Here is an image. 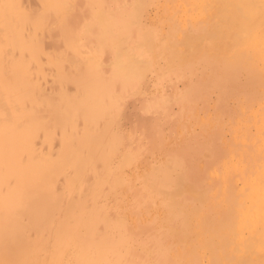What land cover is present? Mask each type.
I'll return each mask as SVG.
<instances>
[{
    "label": "rangeland",
    "instance_id": "374dc122",
    "mask_svg": "<svg viewBox=\"0 0 264 264\" xmlns=\"http://www.w3.org/2000/svg\"><path fill=\"white\" fill-rule=\"evenodd\" d=\"M210 1L73 0L72 2V0H60L59 3L62 7H60V16L58 15L56 18L55 28L39 31L40 35L37 37L39 40L36 38L38 40L36 45L34 38L33 40L32 38L26 39L24 41L26 44L22 43L23 46L31 45L34 47L33 50L37 48L36 52L39 51L38 53L48 62L43 61L41 64L33 65L36 66L33 75L43 80L34 79L35 83L29 87L30 89L22 88L20 80L17 79L20 83L15 80L16 76L13 77L15 79L12 78L17 84L15 86H17L18 92L16 95L13 91L11 92L14 94L13 98H17L19 106L15 102L11 103L10 108L6 103L0 106V120L5 118L10 122H0V134L3 131H6V134L18 132L21 134V130H24L22 135L27 136L26 145L23 144L25 140L16 142V157L13 158L21 168H24L20 169L21 172L18 176L15 172L12 178L8 179V174H5L6 169L0 162V264H204V262L223 264L225 261H229L228 264H237V259H239L237 256H240V253L244 256L243 261H245L246 255L250 256L245 261L250 260L249 264H254L252 260L255 261V264L264 263V260H261L264 259L262 252L264 247L260 245L264 238L261 240L259 238V241H263L258 245L254 242L256 239L253 235L257 234L258 236L259 231V234L264 233V231L261 232L262 229L258 230L261 227L259 226L261 224L258 223L260 220L254 221L261 217L259 214L264 213V208L256 207L254 194L252 195L264 183V92L262 93L264 90V56H261L263 54L262 48H264V36L258 31L263 29L264 25L261 28L262 25H259L261 22L257 24V27L258 25L261 26L260 29H257V34L259 33L257 35L251 33L253 27L248 23L251 31L248 29L246 36L250 32L255 36L257 35V37L254 36L256 42H262L256 43V46L252 42L254 37L250 39L249 34L250 40L245 37V41L248 40L249 43H252V45L249 44L251 45L250 48L246 42V44L243 43L244 38L241 41L239 34L235 32H239V28L236 30L235 28L240 27L241 23L237 27L234 25L239 24L236 22L242 20H236L233 16L236 22L234 21L235 24L231 25L234 28L229 25L234 20L230 18L232 17L231 11L233 12L235 9L232 6L234 3L231 2L230 4L228 0L229 4L226 3V5H231L232 10L224 8L227 7L226 5L220 6V11L224 12L225 9L230 11L229 18L223 16L225 12L224 14L221 12V16L220 11L215 6L213 11L215 9L217 12L219 11L220 16L215 13L217 16L213 15L215 18L211 17V19L207 15L213 8H209ZM59 3L56 2L57 8ZM48 5L50 7L56 6L50 0H47L46 6ZM219 5L222 4H218V8ZM37 8L33 10L34 14L42 12L45 6L42 5V8ZM72 8L73 10H71ZM261 9H259V15ZM0 11L3 12L4 9H0ZM238 13L242 14L240 16L242 19L243 13L248 15L245 12L239 11ZM229 14L227 13V15ZM253 15L256 16L254 13L251 14L250 22H252ZM259 15L257 16L259 17ZM1 16L5 17V14L0 13V25H4L0 26V52H2L0 53V69L2 70L0 85L2 87L7 79H11L12 70L17 72L16 66H20L24 61L27 63V61L19 59L21 54L16 55V51L10 47L11 42L8 44L10 32L4 28L6 27V23H4L6 20ZM217 17H222V19ZM223 17L226 20H223L225 19ZM237 17L240 19L239 16ZM244 17L243 23L244 21L247 22L248 19V17ZM216 18L222 21L217 20L216 22ZM227 19H230L231 22ZM208 21L212 24L216 22V25L210 26L212 24ZM223 21H227L229 28L235 30V36L237 34V38L241 42H238L239 45L234 42L236 37L233 41L231 38L230 41L234 43L230 42L232 45L228 42V36L225 35L226 39L223 37L222 30L219 28L220 26L221 28L223 26L228 27ZM219 22H223L224 25ZM228 22L230 23L228 24ZM254 22L256 21L254 20ZM218 24H220L219 27ZM253 24L255 26L256 23ZM205 26H208L207 28H210L211 31L216 26V30H214L217 33L221 30L219 33H222L223 38L220 36L219 38L217 34L213 35L215 31L209 30L213 38L217 35L216 39L218 40L211 39V35L204 32ZM226 27L223 29L226 30ZM245 27L243 26V28ZM72 28H75L77 33H74L75 30L72 31ZM229 28L227 30L230 31ZM30 31L29 35L32 33V30ZM243 31L245 33L244 29ZM196 32H203V36L207 34L213 44L209 43L208 40L210 39L207 38V35L203 39L201 33L197 34ZM60 33L61 35L65 33L63 38ZM191 35L194 36L195 41H189ZM198 35L200 36L198 37ZM176 36L180 37L177 38ZM259 36L263 41L258 39ZM187 37L189 40L185 42L183 39H188ZM4 39L6 41H3ZM220 41L224 42L222 46L225 44V47L226 45L231 47L227 46L230 49H228L227 54L225 50H221L225 51V54L223 52L220 54V50L217 51L220 48H214L216 43ZM200 42H202L201 44L206 43V46L205 44L202 45L203 47L200 46ZM184 43L185 45L187 43L188 46H185ZM207 45L209 46L207 47ZM244 46L246 49L243 48L242 51L243 53L248 52L247 56L241 51L240 60H238L239 58L235 60L233 57ZM45 47L50 48L45 50ZM188 47L189 50L190 48L192 50L186 55V52L189 51ZM194 47L197 49L196 52L193 51ZM238 47L239 49H237ZM254 47H258V49ZM235 48L238 50H236L237 52H235ZM53 49L57 50V53L60 52V58L49 55L50 59H46L47 54H51ZM64 51L66 52L64 53ZM181 52L186 58L180 54ZM214 52L217 54L214 55ZM255 53L256 55L257 53L261 54L260 58ZM11 54L16 56H11ZM84 55L85 57H83ZM217 55L221 56L219 58L221 61H218L220 64L217 62L219 60ZM236 56L238 57V54ZM195 57H197L196 60H190L195 59ZM227 57H231L229 58L231 60L224 59ZM186 59L190 62L188 63ZM246 59L251 61L253 59V62L246 61ZM78 60H81L82 64L78 63ZM232 60H235L234 64ZM50 62L51 64H48ZM72 63L73 65H71ZM49 66L52 70H49ZM195 66L196 68H194ZM258 68L259 71H257ZM43 70H46L45 73ZM53 72L57 79L54 78ZM20 73L23 72L20 71ZM20 73L18 76H21ZM46 75H51L49 78L54 79V87H51L52 80H48ZM63 81L68 84L66 88H63L66 85ZM82 81L87 83V93L84 91L85 88L81 86ZM221 85L222 93L225 96L218 92ZM11 86L12 80L6 83L1 92H9ZM57 86H60L62 90H58ZM55 88L57 93L60 91V95L52 90ZM186 88H190V90ZM38 91L42 93L38 95ZM67 92L68 95H66ZM69 93L72 94L69 95ZM47 94L48 96H46ZM62 95L65 97L62 98ZM69 97L70 99H84L78 103L80 99L70 101ZM212 101L213 103L216 101V103L211 105ZM40 102L42 105L46 104L42 106ZM47 102L50 104H48L49 107ZM26 103H31V106L25 107ZM67 104L68 106H66ZM35 106L37 107L35 108ZM12 109L17 110V112L12 114L9 112ZM208 111L210 113H207ZM217 112L218 114H216ZM52 114L55 118L51 116ZM58 116L61 118L60 122H48L49 118V121H55ZM199 117L202 118V120L200 119L201 124ZM12 120L15 122L14 124ZM46 126L47 128H45ZM256 126L261 128L258 129ZM25 127L31 128L25 129ZM40 135L41 138H38L37 142L35 138L40 137ZM29 144L30 146H27ZM83 147L86 148V151ZM180 150L184 152H182L183 156L178 154ZM230 156L231 158H229ZM212 168L214 169L212 170ZM207 172L208 174L216 172V175L210 174L209 176L212 177L208 179L205 178L208 177ZM28 176H30V181H25ZM251 180L254 185L250 182ZM191 183L199 186L195 187ZM191 189L193 193H191ZM194 189L199 193L194 195ZM215 199L217 200L215 201ZM38 200L39 203H37ZM236 202L239 205H236ZM255 208H258L257 212H254L257 218L254 215L255 219H253L252 212ZM10 213L12 214L11 218H9ZM262 216L264 215L262 214ZM217 218L220 221L223 220L225 225L222 222L221 224ZM251 218L253 221L249 220ZM262 218L260 219L263 223L264 219ZM235 221L241 222L235 223ZM202 222H205V225L202 226ZM230 222L240 225L239 228L246 224L253 226L249 225L250 228L246 225L248 229L244 228V230L243 227L239 229L236 226L234 229L235 224L232 225ZM257 223L259 227L256 226ZM208 226L210 231H208L209 228L207 229ZM223 226L226 229L222 228ZM254 227L258 232L254 229L255 233H252ZM237 229L241 230L242 236L240 233L237 236L233 235V232L235 235L238 233L236 232ZM170 231L174 233L172 234ZM203 231L205 233H202ZM211 231H215L213 234L215 236L212 235ZM229 233L230 235H228ZM198 234L200 235L198 236ZM238 235L242 238L240 239ZM233 236L239 238L240 243L237 240L234 241L236 238L234 239ZM246 237L250 244L246 242ZM199 239L201 240L199 241ZM251 241L254 243L252 244ZM235 243L237 248L233 247ZM204 245L206 248L203 247ZM214 246L218 247V251ZM234 249H237L239 253L236 252L235 255ZM256 250L258 251L257 254L252 252ZM220 251L221 255L225 252L224 260L221 258ZM251 253L255 255L252 256ZM242 255L239 262L243 258ZM255 256L260 257V259ZM252 257L256 260H251ZM243 261L238 264H244ZM227 262L225 263L227 264Z\"/></svg>",
    "mask_w": 264,
    "mask_h": 264
},
{
    "label": "bare ground",
    "instance_id": "6f19581e",
    "mask_svg": "<svg viewBox=\"0 0 264 264\" xmlns=\"http://www.w3.org/2000/svg\"><path fill=\"white\" fill-rule=\"evenodd\" d=\"M50 1H52L56 6L55 7H50L49 5V7L48 6H46L47 5V0H0V9H4V11L3 12H1L0 11V13H4L5 14V17H3V16H1V18L3 17L5 20H6V22H4V23H6V27H4V28H6L7 29V31H9L10 32V35H9V38H10V41L8 42V44L10 43L11 44V49H13L14 51H16V55L18 54H21V55H19V59H22V60H26L27 61V63L24 61L20 66H16V70H18L19 71V73H20V71L21 72H23V73H20V75L21 76H18L19 75V73H18V71L16 72V71H14V70H12L13 71V73H11L10 74V80H12V86L10 87V89H9V92H5V91H3V92H1V89L3 88L4 89V87H5V85H6V83L8 82V81H10V80H6L4 83H3V85H2V87H1V85H0V102H1V105L0 106H2L4 103H6V104H8V106H9V108H10V106H11V103H13V102H15L16 104H18V106H19V102H18V100H17V98L15 97V98H13L14 97V94L16 95V92H18V89L16 88L17 86H15V85H17V84H15V81L13 80V79H15V78H13V77H17L15 80L17 81V79H19L20 80V82H21V85L20 86H22V88H24V89H28L31 85H34V83H35V81H34V79H36V78H38L36 75H33V72H35V68H36V66L34 67L33 65H36V64H41V62L43 63V61L45 62V61H47L48 62V60H45L41 55H40V53H38V52H36V49L35 50H33L34 49V47H31V45L30 46H28V44L24 47L23 46V44L22 43H24V44H26L24 41H26V39H28V38H32V40H33V38L35 39V45L37 44V41L39 40L37 37L40 35L39 33V31H41V30H46V29H52L54 26H55V22H56V18H58L57 16L59 15L60 16V7H62L61 6V4L59 3L60 2V0H50ZM63 1V0H62ZM66 1V0H65ZM199 1V0H198ZM201 1V0H200ZM206 1V0H205ZM212 1H214L213 2V4H211L212 3ZM218 1V2H217ZM229 1V3L231 4V2H233L234 4H232V6H233V9L235 10V12H234V10H233V12L231 11V13L233 14H231V16L232 17H230L231 18V20H232V18L234 19V17H235V19L236 20H245L244 18V16H246V17H248V19H247V22L246 21H244V23L242 22V21H239V22H236L235 21V19L231 22V20L230 19H227V21H229L230 20V22H228V24L229 25H231V24H235V23H233L234 21L236 22V23H239V24H236V25H234L235 27H237V25H240V23H241V26H242V23H243V26L245 27V26H248L249 24L248 23H250L251 24V27H253L252 28V30L253 31H251V27L250 26H248L246 29L245 28H243V26H242V28L245 30V33H243L244 31H243V29L241 28V26L240 27H237V28H235V30L236 29H238L239 28V32L238 31H235V30H232L231 29V27H233V25H231V27L229 28V25H227V21H223L224 22V24H226L228 27H226V26H223L222 28H221V26H220V24H223V22H219L220 24H218V27L220 26V28L219 29H221L222 30V35H223V37H225V35L226 36H228L227 37V39L229 40H227L229 43L230 42H232L233 41V39L236 37H238V35L237 34H239V37H240V40L241 41H243V43L244 44H246V45H249V44H251L252 45V43L250 42H248V40H250V39H253V37L255 36L254 34H251L252 32L253 33H256L257 34V32L259 31L260 33H261V35L262 36H264V33H263V31H264V28H263V25L264 24H262V22H264V0H236V1H230V0H228ZM228 1L227 0H221L220 2H219V0H211L210 1V6H209V8L210 7H213L212 8V10L210 9V11L213 13V14H210V13H208L207 15L211 18H213L214 16H217V15H219L221 12H223V11H220L221 10V7L220 6H222V7H224L225 5H226V3H228ZM251 1H253L252 3H251ZM56 2L57 3H59L60 5L58 6V8H57V4H56ZM72 2H73V0H72ZM111 2H113V1H111ZM223 2V3H222ZM255 2V3H254ZM62 3V2H61ZM63 3H65V2H63ZM178 3V2H177ZM192 3V2H191ZM206 3V2H205ZM215 3V4H214ZM222 4V5H219V8H218V4ZM228 3V4H229ZM254 3V4H253ZM262 3V4H261ZM52 4V3H51ZM70 4V3H69ZM88 4V3H87ZM202 4V3H201ZM208 4V5H209ZM252 4H253V6H252ZM258 4V5H257ZM42 5H43V7L45 6V9L42 11V12H38V14H34L33 13V10L35 9V8H37V7H40V8H42ZM63 5V7H65L64 6V4H62ZM68 5V4H67ZM198 5V4H197ZM200 5V4H199ZM214 5V6H213ZM224 5V6H223ZM234 5H235V7H234ZM255 5V6H254ZM107 6V5H106ZM216 6V9L217 10H219L220 11V13H218L217 11H216V9L213 11V9H214V7ZM227 7H224V8H226V9H231V5H226ZM258 6H260V7H258ZM262 6V7H261ZM68 7H70V6H68ZM76 7V6H75ZM251 7V8H250ZM252 7H254V8H252ZM66 8H67V6H66ZM183 8V7H182ZM198 8V7H197ZM223 8V9H224ZM262 8V9H261ZM38 9V8H37ZM63 9V8H62ZM225 9V10H226ZM240 12H247V11H249L251 14H256V16L257 15H259V13H260V11H259V9H261V16L259 15V17L257 16H255V15H253V18H251V20H252V22L253 23H256L255 24V26H254V24L252 23V22H250V20H249V17H250V13L248 12V13H246V14H248V15H245L244 13H243V19L240 17L242 14L241 13H238L239 11ZM250 9H251V11H250ZM27 10V11H26ZM71 10H73V8L71 9ZM182 10V9H181ZM224 10V12H225V14H224V12H223V16H228L227 18H229V16H230V14H229V10H226L225 11ZM232 10V9H231ZM32 11V12H31ZM65 11H66V9H65ZM105 11V10H104ZM237 11V12H236ZM258 11V12H257ZM63 12V11H62ZM198 12V11H197ZM217 15H216V14ZM227 13L229 14V15H227ZM238 15H237V14ZM258 13V14H257ZM67 14V13H66ZM210 14V15H209ZM235 14V15H234ZM240 14V15H239ZM77 15H78V13H77ZM206 15V16H207ZM214 15V16H213ZM221 16H222V13L220 14ZM219 15V16H220ZM239 16L240 17V19H238V17L237 16ZM62 16V15H61ZM89 16V15H88ZM184 16V15H183ZM203 16V15H202ZM201 16V17H202ZM207 16V17H208ZM234 16V17H233ZM64 17V16H63ZM195 18H196V15L194 16ZM208 17V18H209ZM237 17V18H236ZM252 17V16H251ZM257 18V20H256V18ZM79 18H81V17H79ZM182 18H184V17H182ZM181 18V19H182ZM206 18V17H205ZM211 18V19H212ZM215 18V17H214ZM217 18H221L222 19V17H217ZM216 18V22H217V20H219V19H217ZM223 18H225V17H223ZM263 18V19H262ZM207 19V18H206ZM219 20V21H222V20ZM260 21H259V20ZM64 20V19H63ZM200 20V19H199ZM210 20V19H209ZM223 20H226V18L225 19H223ZM254 20L256 21V22H254ZM263 20V21H262ZM4 21V20H3ZM90 21H92V20H90ZM207 21V20H206ZM211 21V20H210ZM210 21H208L209 23H210ZM215 21V20H214ZM249 21V22H248ZM49 22V24H47ZM192 22H194L193 20H192ZM213 22V21H212ZM216 22L215 23H210V24H212V25H210V26H213V25H216ZM259 22H261L259 25H262V27L261 26H259L258 25V27H257V24L259 23ZM1 23H3V22H1ZM3 23V24H4ZM65 23V22H64ZM73 23V22H72ZM181 23H182V20H181ZM207 23V22H206ZM245 23H247L246 25H245ZM82 24V23H81ZM92 24V23H91ZM223 24V25H224ZM57 25V24H56ZM77 26H78V24H76ZM88 25V24H87ZM253 25V26H252ZM1 27L2 26H4V25H0ZM71 27L73 26V25H70ZM76 26V27H77ZM94 26V25H93ZM208 26H209V24H208ZM207 26V27H208ZM199 27V26H198ZM204 27V26H203ZM206 27V26H205ZM205 28L204 30V32L205 33H207L208 35H211L210 36V38L212 39L213 38V35H215V34H217L218 35V37L220 36V37H222V35L219 33V32H221V30L220 31H218L219 29L217 28V31H218V33L215 31L216 30V26H215V30L213 29V31H215V33L212 35L211 33H210V28L208 29V28ZM224 27H226L227 29L229 28V29H231L230 31L229 30H225V29H223ZM254 27H256L255 28V30H256V32H254L255 30H254ZM260 27L261 28H263V29H261V30H258L257 31V29H260ZM55 28V27H54ZM65 28V27H64ZM94 28V27H93ZM213 28V27H212ZM211 28V29H212ZM234 28V27H233ZM1 29V28H0ZM68 29V28H67ZM206 29H208V30H206ZM248 29H250V31H251V33L249 32V34H250V39H249V34H248V36H246L247 35V33H248ZM30 30H32V33H31V35H29V33L31 32ZM72 31L73 30H75V31H73L74 33L76 32V29L75 28H72L71 29ZM92 30H95V29H92ZM193 30V29H192ZM210 30V31H209ZM4 31H5V29H4ZM186 31V30H185ZM213 31H211V32H213ZM225 33H224V32ZM237 33L236 34V36H235V32ZM247 31V32H246ZM39 32V33H38ZM52 32H53V30H52ZM73 32H72V34H73ZM92 32V31H91ZM234 32V33H233ZM3 33H6V32H3ZM77 33V32H76ZM79 33V32H78ZM95 33V32H94ZM193 33V32H192ZM197 33V32H196ZM195 33V34H196ZM201 33V32H200ZM200 33H197V34H200ZM210 33V34H209ZM263 33V34H262ZM7 34V33H6ZM9 34V33H8ZM38 34V35H37ZM45 34V32L43 33V35ZM51 34V33H50ZM64 34L65 33H63L62 35H61V33H60V35H61V37L63 38L64 37ZM180 34V33H179ZM184 34V33H183ZM203 32L201 33V35L203 36ZM207 34H205L204 36H206ZM241 34V35H240ZM259 34V33H258ZM257 34V35H258ZM42 35V36H43ZM84 35V34H83ZM96 35V34H95ZM178 35V34H177ZM193 35V34H192ZM191 35V36H192ZM208 35H207V38H209L208 37ZM216 35V36H217ZM232 35V36H231ZM233 35H234V37H233ZM244 35V36H243ZM257 35L255 36V37H257ZM260 35V36H261ZM68 36V35H67ZM76 36V35H75ZM74 36V37H75ZM92 36V35H91ZM180 36H182V35H180ZM179 36V37H180ZM187 36V35H186ZM190 36V35H189ZM188 36V37H189ZM197 36V35H196ZM200 35H198V37H199ZM203 36V37H204ZM215 36V38H213V39H215L216 41L218 40V39H216L217 37ZM260 36H259V40H262L263 41V39H260ZM262 36H261V38H262ZM3 37V36H2ZM79 37V36H78ZM78 37H76V38H78ZM177 37V36H176ZM179 37H177V38H179ZM187 37V38H188ZM193 37L194 36H192L191 37V39L189 40V38L188 39H183V40H185V42H187V40H189V41H195L194 39H193ZM197 37V38H198ZM219 37V38H220ZM222 37V38H223ZM230 37V38H229ZM242 37V38H241ZM245 37L246 38H248V40L247 41H245L246 39H245ZM255 37H254V39H253V43L257 46V44L256 43H258V42H256L257 40H255ZM36 38L38 39V40H36ZM53 38H54V36H53ZM56 38V37H55ZM82 38V37H81ZM175 38V37H174ZM182 38V37H181ZM196 38V40L198 41V39ZM202 38V37H201ZM206 38V39H207ZM209 38V39H210ZM231 38H232V41H230L231 40ZM236 38L234 39L235 41V43L237 44V45H239V43L238 42H240L239 41V39L237 38V40H236ZM244 38V39H243ZM40 39H42V38H40ZM43 39H45V38H43ZM71 39V38H70ZM203 39H205V37L203 38ZM208 40L209 41V43H211L212 42V40ZM225 39H226V37H225ZM243 39V40H242ZM257 39V38H256ZM31 40V39H30ZM55 40H57V38L55 39ZM95 40V39H94ZM175 40V39H174ZM215 40H213L214 42H215ZM254 40H255V42H254ZM3 41H6L5 39L3 40ZM8 41V40H7ZM67 41V40H66ZM82 41V40H81ZM181 41V40H180ZM189 41H188V43H189ZM211 41V42H210ZM30 42V41H29ZM52 42V41H51ZM72 42V41H71ZM70 42V43H71ZM78 42V41H77ZM84 42V41H83ZM178 42V41H177ZM206 43H207V41H205ZM246 42V43H245ZM2 43H4V42H2ZM41 43H43V42H41ZM40 43V44H41ZM49 43H50V41H49ZM82 43V42H81ZM174 43V42H173ZM179 43V42H178ZM182 43V42H181ZM202 42H200L199 44H200V46H204V44H205V46H206V43H204V44H201ZM219 43V45H217ZM220 43H221V45H220ZM222 43H224V42H217L216 43V45L214 46V48H220V49H217V51H219L220 50V54L223 52V51H221V50H225L226 51V54H227V51H229L230 49L229 48H231L229 45H226V47H225V44H223V46L225 47H223L222 46ZM241 43V42H240ZM260 43H262V42H260ZM260 43H258V44H260ZM263 43H264V41H263ZM72 44V43H71ZM76 44V43H75ZM190 44V43H189ZM192 44H194V43H192ZM197 44V43H196ZM211 44H213V43H211ZM232 44H234L233 42H232ZM231 43H230V45H232ZM235 44V45H236ZM244 44H242V45H244ZM50 45V44H49ZM53 45V44H52ZM80 45V44H79ZM86 45V44H85ZM179 45V44H178ZM182 45H183V43H182ZM181 45V46H182ZM184 45H185V43H184ZM186 45H187V43H186ZM185 45V46H186ZM241 45V44H240ZM251 45H249L250 46V48H251ZM254 45V46H255ZM1 46V45H0ZM8 46V45H7ZM44 46V45H43ZM82 46V45H81ZM180 46V45H179ZM184 46V47H185ZM188 46V45H187ZM190 46H191V44H190ZM189 46V47H190ZM195 46V45H194ZM202 46V47H203ZM209 45H207V47H208ZM211 46V45H210ZM213 46L211 47V49L213 48ZM219 46H221V47H219ZM227 46L229 47V48H227ZM234 46V45H233ZM6 47V46H5ZM4 47V48H5ZM73 47H74V45H73ZM87 47V46H86ZM183 47V48H184ZM189 47H188V50H189ZM193 47V46H192ZM201 47V48H202ZM223 47V48H222ZM248 47V46H247ZM3 48V47H2ZM33 48V49H32ZM44 48V47H43ZM46 48V47H45ZM50 48V47H49ZM49 48H46L45 50H47V49H49ZM52 48V47H51ZM99 48V47H98ZM197 48V47H196ZM210 48V47H209ZM222 48V49H221ZM227 48V49H226ZM246 49L245 48V46L244 47H241L240 49H239V47L237 48V49H239V53L237 52L238 50L235 48L234 50H235V52H237L236 54H238V57L236 56V54H235V57H233V58H235V60H236V58H239V56L241 55L240 54V52L242 51V49ZM255 48V47H254ZM260 48V47H259ZM40 49V48H39ZM60 49V48H59ZM77 49V48H76ZM176 49V48H175ZM181 49V48H180ZM194 49H195V47H194ZM193 49V51H195L196 52V50L197 49H195L194 50ZM229 49V50H228ZM247 49H249V48H247ZM255 49H258V47H256ZM64 50H65V48H64ZM69 50V49H68ZM74 50V49H73ZM78 50V52H80V50L79 49H77ZM82 50V49H81ZM91 50V49H90ZM95 50V49H94ZM97 50V49H96ZM99 50V49H98ZM187 50V51H188ZM190 50H192V48H190ZM190 50L188 51V52H186L187 54L186 55H188L189 53H190ZM200 50V49H199ZM203 50H204V48H203ZM205 50H207L206 49V47H205ZM204 50V51H205ZM209 50V49H208ZM237 50V51H236ZM259 50H261V48L259 49ZM262 50H263V54H262V51H261V54H258L257 53V55H256V53H255V55L258 57V58H260V55L261 56H264V48H262ZM1 51V50H0ZM3 51V50H2ZM13 51V53H15ZM41 51V50H40ZM57 50H55V49H53L51 52V54H47L48 55V57L46 58V59H48L49 58V55H52V56H54V57H56V58H60V52H56ZM59 51V50H58ZM88 51V50H87ZM176 51V50H175ZM182 51V50H181ZM216 51V50H215ZM225 51L223 52L224 54H225ZM8 52V51H7ZM66 51H64V53H65ZM86 52V51H85ZM182 52H184V51H182ZM182 52L180 53V54H182ZM206 52V51H205ZM234 52V51H233ZM233 52H231V54L232 55H234L233 54ZM234 52V53H235ZM0 53H2V52H0ZM10 53V52H9ZM77 53V52H76ZM215 53V52H214ZM219 53V52H218ZM242 53H243V51H242ZM7 54V53H6ZM45 54V53H44ZM43 54V55H44ZM61 54H62V52H61ZM79 54V53H78ZM85 54V53H84ZM92 54V53H91ZM174 54V53H173ZM177 54V53H176ZM207 54H209V53H207ZM217 54V52L214 54V55H216ZM244 55L246 54V56H247V54H248V52H245V53H243ZM12 55H14V56H16L15 54H11V56ZM68 55V54H67ZM76 55V54H75ZM95 55V54H94ZM182 55H184V54H182ZM191 55V54H190ZM194 55V54H193ZM197 55V54H196ZM212 55H213V53H212ZM232 55H230V56H232ZM250 55V54H249ZM13 56V57H14ZM40 56H41V58H40ZM62 56V55H61ZM79 56V55H78ZM100 56V55H99ZM177 56V55H176ZM199 56H200V54H199ZM198 56V57H199ZM202 56V55H201ZM219 55H217V58L219 59V58H221V56H219ZM245 56V57H246ZM252 56V55H251ZM3 57V56H2ZM9 57H10V55H9ZM65 57H67V56H65ZM83 57H85V55L83 56ZM173 57V56H172ZM182 57V56H181ZM183 57H185V55L183 56ZM192 57V56H191ZM207 57V56H206ZM225 57V56H224ZM242 57H244V56H242ZM253 57H255V56H253ZM64 58V57H63ZM109 58V57H108ZM186 58V57H185ZM184 58V59H185ZM190 58V57H189ZM196 58L197 57H195V59H190V60H196ZM212 58V57H211ZM213 58H214V56H213ZM229 58H231V57H229ZM229 58L227 57V58H224V59H226V60H229ZM256 58V57H255ZM42 59V60H41ZM50 59V58H49ZM77 59H79L78 57H77ZM176 59V58H175ZM181 59V58H180ZM203 59V58H202ZM243 60H245L244 58H242ZM7 60V59H6ZM9 60V59H8ZM16 60V59H15ZM61 60H63V59H61ZM83 60V59H82ZM213 60V59H212ZM211 60V61H212ZM217 60V59H216ZM231 60V59H230ZM229 60V61H230ZM235 60L233 61V64H234V62H235ZM238 60H240V58L238 59ZM3 61V60H2ZM5 61V60H4ZM71 61V60H70ZM74 61V60H73ZM79 61V60H78ZM81 61V60H80ZM78 62V63H80V64H82L81 62ZM183 61V60H182ZM181 61V62H182ZM186 61H188L187 59H186ZM220 62L221 61V59H219V60H217V62ZM222 61H223V57H222ZM246 61H251V60H248V59H246ZM7 62V61H6ZM14 62V61H13ZM57 62V61H56ZM75 62V61H74ZM180 62V63H181ZM184 62V61H183ZM183 62H182V64H183ZM190 61H188V63H189ZM218 62V63H219ZM253 62V59H252V61H251V63ZM9 63H10V61L8 62V65H9ZM11 63H12V60H11ZM46 63V62H45ZM58 63V62H57ZM103 63V62H102ZM109 63V62H108ZM178 63V62H177ZM176 63V64H177ZM196 63H197V61H196ZM208 63V62H207ZM245 63V62H244ZM15 64V63H14ZM48 64H51V62L50 63H48ZM67 64H69V63H67ZM74 64H76V62L74 63ZM186 64V63H185ZM191 64V63H190ZM204 64H205V62H204ZM220 64V63H219ZM7 65V66H8ZM71 65H73V63L71 64ZM175 65V64H174ZM192 65V64H191ZM223 65H224V63H223ZM225 65H226V63H225ZM241 65H242V63H241ZM251 66H252V64H250ZM6 66V65H5ZM39 66V65H38ZM41 66V65H40ZM51 67H52V65H50ZM49 66V67H50ZM75 66V65H74ZM81 66V65H80ZM95 66V65H94ZM173 66V65H172ZM208 66V65H207ZM0 67H1V65H0ZM3 67V66H2ZM13 67V66H12ZM48 67V66H47ZM50 67V68H51ZM83 67V66H82ZM100 67V66H99ZM185 67V66H184ZM5 68V67H4ZM7 68V67H6ZM14 68V67H13ZM12 68V69H13ZM49 68V70H52V68L50 69ZM70 68V67H69ZM77 68V67H76ZM80 68V67H79ZM106 68V67H105ZM194 68H196V66L194 67ZM251 68V67H250ZM43 69V68H42ZM54 69V68H53ZM71 69H73V67H71ZM220 69H222V68H220ZM4 70V69H3ZM11 70V69H10ZM9 70V71H10ZM223 70V69H222ZM228 70V69H227ZM260 69L258 68V70L257 71H259ZM1 69H0V73H1ZM5 71V70H4ZM44 71V73H45V71L46 70H43ZM101 71H102V68H101ZM256 71V70H255ZM262 71H263V69H262ZM39 72H40V70H39ZM8 73V72H7ZM48 73V72H47ZM54 73V72H53ZM56 73H57V71H56ZM68 73V72H67ZM72 73H74V72H72ZM75 73H77V72H75ZM243 73V72H242ZM264 73V72H263ZM9 74V73H8ZM103 74V73H102ZM55 73H54V78H56L57 79V77H55ZM77 75V74H76ZM39 76V75H38ZM42 76V75H41ZM51 76V75H50ZM50 76H48V75H46V77L48 78V80H52V79H50L49 77ZM5 77V79H6V76H4ZM40 77V76H39ZM59 77V76H58ZM13 78V79H12ZM45 78V77H44ZM70 78H71V76H70ZM81 78V77H80ZM39 79V81L40 80H43V79H40V78H38ZM67 79V78H66ZM45 80H47V79H45ZM44 80V81H45ZM54 80V79H53ZM53 80H52V85H51V87H54L53 86V83H55V82H53ZM223 80H225V79H223ZM50 81H49V83H50ZM56 81V80H55ZM61 81V80H60ZM75 81V80H74ZM17 82H19V81H17ZM19 82V83H20ZM58 82V81H57ZM64 82V81H63ZM69 82V81H68ZM216 82V81H215ZM225 82V81H224ZM50 83V84H51ZM58 83H60V82H58ZM62 83V82H61ZM65 83V82H64ZM214 83V82H213ZM2 84V83H1ZM46 84V83H45ZM48 84V83H47ZM46 84V85H47ZM66 84V83H65ZM100 85H101V83H99ZM102 84H104V83H102ZM190 84H192V83H190ZM209 84V83H208ZM224 84V83H223ZM19 85V84H18ZM36 85H37V83H36ZM55 85V84H54ZM68 84H66L63 88H66V86H67ZM70 85H71V83H70ZM225 85V84H224ZM81 86H82V88H85V92L87 93V83L86 82H83L82 81V83H81ZM186 86V85H185ZM184 86V87H185ZM189 86V85H188ZM193 87V85H190V87ZM49 87H50V85H49ZM102 87V86H101ZM104 88H105V85L103 86ZM216 87V86H215ZM259 87V86H258ZM7 88V87H6ZM5 88V89H6ZM20 88V87H19ZM33 88V87H32ZM56 88H58V90L60 89V91L62 90L61 88H60V86H57ZM56 88L55 89H52V90H55L56 91ZM204 88V87H203ZM261 88V87H260ZM2 89V90H3ZM30 89V88H29ZM34 89V88H33ZM38 89V88H37ZM45 89H47V88H45ZM75 89H77V88H75ZM187 90H190V88H186ZM194 89H196V88H194ZM193 89V90H194ZM21 90H23V89H21ZM49 90H51V89H49ZM68 90V89H67ZM72 90V89H71ZM70 90V91H71ZM78 90V89H77ZM186 90V91H187ZM11 91H13L14 92V94L11 92ZM19 91H20V89H19ZM59 91V92H60ZM65 91V90H64ZM73 91V90H72ZM82 91V90H81ZM222 91H223V88H222V85H221V88H219V90H218V92L220 93V95H223V93H222ZM225 91H226V89H225ZM260 91H262V90H260ZM25 92V91H24ZM28 92V91H27ZM39 92V91H38ZM58 92V93H59ZM63 92V91H62ZM68 92H69V90H68ZM68 92H67V94L66 95H68ZM190 92V91H189ZM194 92V91H193ZM259 92V91H258ZM264 92V90L262 91V93ZM22 93V92H21ZM21 93L19 94L20 96H21ZM40 93H42V92H39V94L38 95H40ZM50 93V92H49ZM56 93H57V91H56ZM57 93V94H58ZM64 93V92H63ZM66 93V92H65ZM83 94H84V92H82ZM23 94V93H22ZM33 94V93H32ZM55 94V93H54ZM72 94V93H71ZM70 93H69V95H71ZM82 94V95H83ZM184 94V93H183ZM185 94H186V92H185ZM188 94V93H187ZM195 94V93H194ZM193 94V95H194ZM264 94V93H263ZM25 95V94H24ZM59 95H60V93H59ZM190 95V94H189ZM210 95V94H209ZM29 96V95H28ZM46 96H48V94L46 95ZM184 96H186V95H184ZM183 96V97H184ZM191 96V95H190ZM208 96V95H207ZM223 96H225V95H223ZM240 96H241V94H240ZM3 97H5L3 100H2V98ZM32 97V96H31ZM30 97V98H31ZM35 97V96H34ZM39 97V96H38ZM62 98L63 97H65V96H61ZM192 97V96H191ZM28 98V97H27ZM44 98V97H43ZM51 98H52V96H51ZM66 98H67V96H66ZM188 98H190V97H188ZM242 97H240V99H241ZM21 99V98H20ZM48 99H50V98H48ZM80 99V100H79ZM82 99H84V98H71L70 99V97H69V100L71 101V100H75V101H77V100H79V102L78 103H80V101L82 100ZM184 99V98H183ZM182 99V100H183ZM186 99V98H185ZM2 100V101H1ZM25 100V99H24ZM40 100H42V98L40 97ZM45 100H46V98H45ZM45 100L43 99V101L45 102ZM59 100H61V99H59ZM105 100H107V99H105ZM242 100V99H241ZM20 101V100H19ZM30 101V100H29ZM37 101V100H36ZM39 101V100H38ZM37 101V102H38ZM51 101V100H50ZM55 101H56V99H55ZM58 101V100H57ZM261 101V100H260ZM27 102V101H26ZM73 102V101H72ZM71 102V103H72ZM82 102V101H81ZM34 103H35V101H34ZM54 103V102H53ZM56 103V102H55ZM67 103V102H66ZM70 103V102H69ZM68 103V104H69ZM76 103V102H75ZM214 103H216V101H214ZM214 103H213V101H212V104L211 105H214ZM5 104V105H6ZM32 104H33V102H32ZM37 104V103H36ZM44 104H46V103H44ZM43 104V105H44ZM49 103L47 102V105H48ZM68 104L66 105V106H68ZM74 104V103H73ZM262 104H263V102H262ZM262 104H260V105H262ZM26 106L25 107H27L28 105L29 106H31V103H26L25 104ZM40 105H42L41 104V102H40ZM42 105V106H43ZM50 105V104H49ZM49 105H48V107H49ZM55 105V104H54ZM208 105V104H207ZM210 105V106H211ZM248 105V104H247ZM17 106V105H16ZM17 106V107H18ZM29 106H28V108H29ZM46 106V105H45ZM45 106H44V108H45ZM51 106H53L52 104H51ZM21 107V106H20ZM34 107V106H33ZM37 106H35V108H36ZM79 107V106H78ZM77 107V108H78ZM209 107V106H208ZM256 107V106H255ZM12 108V107H11ZM55 108V107H54ZM66 108V107H65ZM69 108V107H68ZM74 108V107H73ZM81 108V107H80ZM2 109V108H1ZM4 109H5V107H4ZM19 108H17V110H18ZM56 109V108H55ZM242 109V108H241ZM255 109V108H254ZM253 109V110H254ZM7 110V109H6ZM17 110L16 111H14L13 109L12 110H8L9 112H11L12 114H14L15 112H17ZM20 110V109H19ZM22 110V109H21ZM28 110V109H27ZM5 112V111H4ZM9 112H7V113H9ZM22 112V111H21ZM29 112H30V110H29ZM36 112V111H35ZM34 112V113H35ZM41 112H43V111H41ZM64 112H65V110H64ZM193 112V111H192ZM25 113V112H24ZM23 113V114H24ZM27 113V112H26ZM34 113H32V114H34ZM72 113V112H71ZM207 113H210L209 111L207 112ZM10 114V113H9ZM19 114H21V113H19ZM73 114V113H72ZM216 114H218V112L216 113ZM35 115V114H34ZM54 114H52L51 116H53ZM5 116V115H4ZM15 116H17V115H15ZM20 116V115H19ZM25 116H26V114H25ZM63 116V115H62ZM201 116V115H200ZM210 116V115H209ZM2 117V116H1ZM54 117V116H53ZM221 117V116H220ZM7 118V117H6ZM17 118V117H16ZM19 118H21V116L19 117ZM33 118V117H32ZM41 118V117H40ZM47 118V117H46ZM46 118H44V119H46ZM49 118V117H48ZM55 118V117H54ZM66 118V117H65ZM64 118V119H65ZM202 120V118H200L199 117V120ZM8 119H5V118H3L2 120H0V122H8L7 121ZM9 120H11L10 119V117H9ZM14 120V119H13ZM13 120H12V122H13ZM23 120V119H22ZM38 120V119H37ZM40 120V119H39ZM49 120H50V118H49ZM48 120V122H60L61 121V118H60V116H58V118H56V120L55 121H49ZM54 120V119H53ZM71 120H73V119H71ZM200 120V124H201V121ZM238 120V119H237ZM18 121V120H17ZM24 121L26 122V120L24 119ZM225 121V120H224ZM20 122V121H19ZM24 122V123H25ZM65 122H67V121H65ZM205 122V121H204ZM208 122H209V120H208ZM211 122V121H210ZM218 122V121H217ZM8 123H10V122H8ZM15 122H13V124H14ZM22 123V122H21ZM27 123V122H26ZM26 123H25V125H26ZM31 124H32V122H30ZM69 123V122H68ZM99 123H101V122H99ZM16 124H17V122H16ZM19 124V123H18ZM28 124V123H27ZM34 124V123H33ZM35 124H37V123H35ZM39 124V123H38ZM52 124V123H51ZM24 125V124H23ZM41 125V124H40ZM43 125V124H42ZM65 125V124H64ZM74 125V124H73ZM264 125V124H263ZM263 125L261 126V127H263ZM27 126H29V124L27 125ZM68 126V125H67ZM200 126V125H199ZM259 126V127H260ZM4 127V126H3ZM3 127L1 128V130L3 129ZM13 127V126H12ZM11 127V128H12ZM15 127V126H14ZM33 127H35V125H33ZM50 127V126H49ZM52 127V126H51ZM60 127H62V126H60ZM77 127H78V125H77ZM201 127V126H200ZM220 127V126H219ZM256 127H258V126H256ZM259 127H258V129H259ZM260 127V128H261ZM18 128V127H17ZM28 128H31V127H28ZM28 128H26L25 127V129H28ZM45 128H47V126L45 127ZM55 128V127H54ZM235 128V127H234ZM5 129V128H4ZM18 129H20V128H18ZM23 129V128H22ZM42 129V128H41ZM53 129V128H52ZM56 129V128H55ZM232 129V128H231ZM31 130V129H30ZM62 130H63V128H62ZM68 130V129H67ZM7 131H9V130H7ZM12 131V130H11ZM10 131V132H11ZM15 131V130H14ZM24 131V130H23ZM22 130H21V134H18V133H12V134H6L4 131L0 134V162L2 163V165L5 167V169H6V172H5V174H8V179H11L12 178V175L16 172V175L18 176L19 175V173L21 172L20 171V169H24V168H21L20 167V165L19 164H17V162L14 160V158L13 157H16V155H15V149L17 148L16 147V142H18V140H25L24 142H23V144L24 145H26V137L27 136H24V135H22L23 132ZM25 131H27V130H25ZM35 131V130H34ZM39 131H40V129H39ZM9 132V133H10ZM17 132V131H16ZM32 132V131H31ZM41 132H43V131H41ZM47 132V131H46ZM27 133V132H26ZM34 133V132H33ZM199 133V132H198ZM32 134V133H31ZM36 134H37V132H36ZM52 134V133H51ZM239 134V133H238ZM34 136V135H33ZM38 136V135H37ZM67 136H68V133H67ZM200 136V135H199ZM38 138H41V135H40V137H37V138H35L36 139V141H37V139ZM55 138V137H54ZM45 139V138H44ZM42 140V139H41ZM48 140H49V137H48ZM225 140V139H224ZM59 141V140H58ZM219 141V140H218ZM38 142V141H37ZM244 142V141H243ZM33 143H35V142H33ZM40 143V142H39ZM47 143H48V141H47ZM211 143V142H210ZM241 143V142H240ZM43 145V144H42ZM101 145V144H100ZM234 145H237V144H234ZM241 145V144H240ZM239 145V146H240ZM243 145V144H242ZM245 145V144H244ZM21 146V145H20ZM27 146H30V144L29 145H27ZM39 146V145H38ZM55 146V145H54ZM208 146H209V144H208ZM19 147V146H18ZM69 147V146H68ZM84 148V147H83ZM55 149V148H54ZM65 149H67V148H65ZM85 149V151H86V148H84ZM195 149V148H194ZM37 150V149H36ZM39 150V149H38ZM49 150V149H48ZM229 150V149H228ZM17 151V150H16ZM28 151V150H27ZM31 151V150H30ZM195 151V150H194ZM197 151V150H196ZM207 151V150H206ZM210 151V150H209ZM42 152H45V151H42ZM70 152V151H69ZM183 152V151H182ZM182 152H181V150H180V152H178V154L180 153V156H183L184 154H182ZM200 152V151H199ZM204 152V151H203ZM36 153V152H35ZM48 153V152H47ZM53 153H54V151H53ZM184 153V152H183ZM211 153V152H210ZM29 154V153H28ZM78 154V153H77ZM182 154V155H181ZM206 154V153H205ZM213 154V153H212ZM27 155V154H26ZM33 155V154H32ZM24 156V155H23ZM47 156V155H46ZM202 156V155H201ZM239 156H240V154H239ZM205 157H206V155H205ZM21 158H22V156H21ZM36 158V157H35ZM42 158V157H41ZM229 158H231V156L229 157ZM33 159V158H32ZM38 159V158H37ZM208 159V158H207ZM23 160V159H22ZM31 160V159H30ZM206 160V159H205ZM211 160V159H210ZM209 160V161H210ZM36 161V160H35ZM61 161H62V159H61ZM199 161V160H198ZM208 161V162H209ZM212 161V160H211ZM197 163H199V162H197ZM202 163V162H201ZM201 163H199V164H201ZM210 163H212V162H210ZM215 163V162H214ZM233 163V162H232ZM231 163V164H232ZM198 164V165H199ZM213 164V163H212ZM231 164H230V166H231ZM233 164H235V163H233ZM26 165V164H25ZM72 165V164H71ZM74 165V164H73ZM88 165V164H87ZM209 165H211V164H209ZM259 165V164H258ZM234 166V165H233ZM185 167V166H184ZM201 167H202V165H201ZM241 168H242V166H240ZM249 167V166H248ZM29 168V167H28ZM27 168V169H28ZM252 168V167H251ZM263 168H264V166H263ZM2 169V168H1ZM31 169V168H30ZM198 169H199V167H198ZM204 169V168H203ZM203 169H202V172H203ZM214 168H212V170H213ZM240 169V168H239ZM186 170V169H185ZM211 170V172H214V171H212ZM226 170V169H225ZM25 171V170H24ZM29 171V170H28ZM32 171H33V169H32ZM224 171V170H223ZM242 171H244V170H242ZM46 172V171H45ZM49 173H50V171H48ZM59 172V171H58ZM183 172V171H182ZM190 173V172H189ZM193 173V172H192ZM33 174V173H32ZM206 174V173H205ZM207 174H208V172H207ZM211 174V173H210ZM210 174H208L207 176L208 177H205V178H208L209 179V177H212V176H209ZM212 174H215L216 175V172L215 173H212ZM211 174V175H212ZM237 174H239V173H237ZM27 175H28V173H27ZM221 175V174H220ZM25 176H26V173H25ZM205 176V175H204ZM222 176V175H221ZM68 177V176H67ZM187 177V176H186ZM23 178V177H22ZM44 178V177H43ZM219 178V177H218ZM221 178V177H220ZM38 179V178H37ZM48 179V178H47ZM186 179V178H185ZM203 179V178H202ZM222 180V179H221ZM25 181H30V176H28L27 178H25ZM56 181V180H55ZM78 181V180H77ZM186 181H188V180H186ZM87 182V181H86ZM184 182V181H183ZM190 182V181H189ZM194 182V181H193ZM198 182H200V181H198ZM250 182H252V180L250 181ZM24 183V182H23ZM55 183V182H54ZM83 183V182H82ZM221 183V182H220ZM8 184V183H7ZM188 184V183H187ZM194 184V183H193ZM192 183H191V185H193ZM198 184V183H197ZM216 184V183H215ZM252 184H253V182H252ZM251 184V185H252ZM2 185V184H1ZM4 185V184H3ZM6 185V184H5ZM58 185V184H57ZM228 185H229V183H228ZM254 185V184H253ZM252 185V186H253ZM40 186V185H39ZM42 186V185H41ZM60 186V185H59ZM58 186V187H59ZM80 186V185H79ZM79 186H77V187H79ZM187 186V185H186ZM194 186L196 187L197 185H195L194 184ZM199 186V185H198ZM197 186V187H198ZM222 186V185H221ZM43 187V186H42ZM193 187V186H192ZM216 187H217V185H216ZM227 188H228V186H226ZM242 187V186H241ZM26 188V187H25ZM54 188V187H53ZM60 188V187H59ZM183 188H185V187H183ZM187 188H188V186H187ZM201 188V187H200ZM204 188V187H203ZM253 188H254V186H253ZM43 189V188H42ZM55 189V188H54ZM61 189V188H60ZM217 189V188H216ZM223 189V188H222ZM238 189H240V188H238ZM23 190V189H22ZM199 190V189H198ZM197 190V191H198ZM213 190V189H212ZM214 190H215V188H214ZM213 190V191H214ZM225 190V189H224ZM195 193H194V195H196L197 193H199V191L198 192H196L195 191V189L193 190ZM201 192H202V190H200ZM212 191V192H213ZM256 193H252V195L254 196V202H255V205H256V207H261V208H264V183H263V185H260V187H258L256 190ZM26 192H28V191H26ZM70 192V191H69ZM186 192V191H185ZM42 193V192H41ZM56 193V192H55ZM191 193H193L192 192V189H191ZM226 193V192H225ZM237 193V192H236ZM201 194V193H200ZM221 194H223L222 192H221ZM239 194V193H238ZM29 195V194H28ZM39 195H41V194H39ZM44 195V194H43ZM194 195H192L193 197H194ZM235 195V194H234ZM32 196V195H31ZM78 196V195H77ZM180 196V195H179ZM189 196H190V193H189ZM192 196H191V198H192ZM221 196H223V195H221ZM236 196H237V194H236ZM33 197V196H32ZM195 197H197V196H195ZM211 197V196H210ZM216 197V196H215ZM219 197V196H218ZM226 197V196H225ZM52 198V197H51ZM183 198V197H182ZM202 198V197H201ZM194 199V198H193ZM204 199H205V197H204ZM65 200V199H64ZM184 200H186V199H184ZM217 199H215V201H216ZM220 200H221V198H220ZM235 200V199H234ZM27 201V200H26ZM180 201V200H179ZM225 201H226V199H225ZM18 202H19V200H18ZM37 203H39V200L37 201ZM41 203V202H40ZM216 203V202H215ZM223 204V203H222ZM235 204V203H234ZM18 205V204H17ZM183 205V204H182ZM236 205H239V203H237L236 202ZM181 206V205H180ZM246 206V205H245ZM189 207V206H188ZM234 207V206H233ZM260 208V209H261ZM48 209V208H47ZM193 209V208H192ZM256 209V210H255ZM254 210H253V212H252V215H253V219H255V218H257L256 217V215H255V213L257 212V209L258 208H255ZM259 209V210H260ZM234 210H235V208H234ZM241 212H243V211H241ZM255 212V213H254ZM263 212H264V210H263ZM15 213H17V211H15ZM263 215H264V213H262ZM262 214L260 215L259 214V216H261L260 218H262V219H264V216H262ZM26 215V214H25ZM59 215V214H58ZM205 215V214H204ZM233 215V214H232ZM254 215H255V218H254ZM12 217V214L10 213V215H9V218H11ZM235 218V217H234ZM238 218V217H237ZM242 218H243V215H242ZM249 219V220H251V221H253V219ZM260 218H258V219H255L254 221L256 222V221H259L260 220V222H258L259 224H261V225H259L258 223H257V225L256 226H261V227H259L260 229H258V227H257V229L258 230H261V232H263L264 230V222L262 223V220L260 219ZM98 219V218H97ZM201 219V218H200ZM203 219H205L204 217H203ZM197 220V219H196ZM217 220L221 223L222 221H220L218 218H217ZM226 220V219H225ZM241 220V219H240ZM243 220V219H242ZM45 221V220H44ZM232 221V220H231ZM51 222V221H50ZM56 222V221H55ZM172 222V221H171ZM239 222H241V221H235V223H239ZM48 223H49V221H48ZM173 223V222H172ZM203 223V222H202ZM205 223V222H204ZM202 224V226L203 225H205V224ZM219 223V224H220ZM223 223V222H222ZM221 223V224H222ZM226 223V222H225ZM232 225L233 224H235V223H233V222H230ZM250 223V222H249ZM171 224V223H170ZM194 224V223H193ZM208 224V223H207ZM224 224V223H223ZM227 225H228V223H226ZM246 224V223H245ZM56 225V224H55ZM225 225V224H224ZM246 225H248V227H250L251 225L250 224H246ZM246 225H242V227H240L239 228V226L240 225H234V229H236V226H238L237 228H239V229H243L244 230V228L245 229H248V227L246 228ZM250 225V226H249ZM262 225H263V227H262ZM168 226V225H167ZM170 226V225H169ZM214 226V225H213ZM253 226V225H252ZM251 226V227H252ZM255 226V227H256ZM250 227V228H251ZM255 227L252 229V233L254 232L255 233V231H257L256 229H255ZM43 228V227H42ZM176 228V227H175ZM209 228V230L208 231H210V227L208 226L207 227V229ZM222 228H225V226H223ZM249 228V229H250ZM169 229V228H168ZM205 229V228H204ZM213 229H215V227H213ZM226 229V228H225ZM239 229H237L238 231H236V232H238V233H236V235L234 234L235 232H233V235L234 236H237V234H241V236H242V233H241V230H239ZM255 229V231H253ZM174 230V229H173ZM178 230V229H177ZM222 230V229H221ZM38 231V230H37ZM205 231H207L206 229H205ZM205 231H203L202 233H205ZM222 231H226V230H222ZM221 231V232H222ZM171 232V231H170ZM176 232V231H175ZM192 232V231H191ZM212 232V231H211ZM215 232V231H214ZM214 232H212V235L214 234ZM228 232V231H227ZM244 232V231H243ZM258 232V231H257ZM260 232V231H259ZM259 232H258V236H257V234L255 235V234H253L254 235V238L256 239V241H257V239H258V241L256 242L255 240H254V242L255 243H258V245L264 240H262V241H259V238H260V240H261V238H264V233H261V234H259ZM40 233V232H39ZM172 234L174 233L173 231L171 232ZM177 233V232H176ZM179 234V233H178ZM239 234V235H240ZM251 234V233H250ZM200 234H198V236H199ZM228 235H230V233L228 234ZM238 235V237L240 238V236ZM252 235V234H251ZM260 235V236H259ZM204 236H205V234H204ZM213 236H215V235H213ZM233 236V237H234ZM244 236H246V234H244ZM256 236V237H255ZM262 236V237H261ZM248 237V236H247ZM246 237V238H247ZM253 237V236H252ZM66 238V237H65ZM201 238H203L202 236H201ZM225 238V237H224ZM236 238V239H235ZM237 238V237H234V241H238L239 243H240V239L242 238ZM245 239V238H244ZM201 239H199V241H200ZM203 240H205L204 238H203ZM230 240V239H229ZM233 240V239H232ZM252 240H253V238H252ZM30 241V240H29ZM159 241V240H158ZM213 241H215V240H213ZM218 242V241H217ZM222 242H225V241H223L222 240ZM233 242V241H232ZM247 243H248V238H247V241H246ZM254 242H252L251 241V243L253 244ZM207 243H208V240H207ZM228 243V242H227ZM234 243V242H233ZM232 243V244H233ZM237 243V242H236ZM236 243H235V245L233 246L234 248L236 247ZM238 243V244H239ZM248 244H250V243H248ZM247 244V245H248ZM209 245V244H208ZM208 245H206L207 247H208ZM219 245V244H218ZM240 245V244H239ZM255 245H257V244H255ZM261 246H263L264 247V241H263V243H261L260 244ZM211 246V245H210ZM209 246V247H210ZM224 246V245H223ZM252 246V245H251ZM203 247H205V245L203 246ZM215 247V246H214ZM230 247V246H229ZM233 247H232V250H233ZM253 247V246H252ZM262 247V248H263ZM206 248V247H205ZM216 248V247H215ZM214 248V249H215ZM218 248V247H217ZM217 248H216V250H217ZM237 248V247H236ZM249 248V247H248ZM257 248V247H256ZM147 249V248H146ZM149 249V248H148ZM172 249V248H171ZM186 249H187V247H186ZM208 249V248H207ZM206 250V249H205ZM208 250H210V249H208ZM225 250V249H224ZM237 249H234V251H235V255H236V252L237 253H239L238 252V250L236 251ZM258 250H260V249H258ZM264 250V249H263ZM179 251V250H178ZM218 251V250H217ZM239 251H240V249H239ZM149 252H151V251H149ZM206 252H207V250H206ZM205 252V253H206ZM209 252V251H208ZM241 252V251H240ZM244 252H246V251H244ZM249 252H251V251H249ZM252 252H255V254H257L258 253V251L256 250V251H252ZM257 252V253H256ZM260 252V251H259ZM263 252V254H264V251H262ZM213 253V252H212ZM217 253V252H216ZM220 253V255H221V251L219 252ZM218 253V254H219ZM225 253V252H224ZM224 253H223V255H224ZM243 253V252H242ZM149 254V253H148ZM207 254V253H206ZM211 254V253H210ZM254 253L252 254L251 253V255L253 256V255H255ZM214 255V254H213ZM223 255H221L222 257L221 258H223ZM239 255V254H238ZM241 253H240V256H237V257H239V259H240V257H241ZM202 256V255H201ZM207 256V255H206ZM229 255L227 254V257H228ZM257 256H259V255H257ZM257 256H255V257H257ZM148 257V256H147ZM151 257V256H150ZM218 257V256H217ZM220 257V256H219ZM236 257V256H235ZM242 257L243 258H241V260H240V262L241 261H243L244 260V256L242 255ZM249 255L247 256L246 255V258H245V261H246V259H249ZM204 258V257H203ZM220 258V259H221ZM258 258V257H257ZM261 258H262V256H261ZM264 258V257H263ZM147 259H149V258H147ZM212 259H213V261H214V258H213V256H212ZM219 259V258H218ZM239 259H237V262L238 263H240L239 262ZM252 259H254L253 257L251 258V260ZM258 259H260V257L258 258ZM205 260L207 261V258H205ZM223 260H224V258H223ZM231 260H233V259H231ZM254 260H256V259H254ZM262 261L264 260V259H261ZM245 261H243V263L244 264H249L248 262L250 261H248V262H245ZM259 261V260H258ZM262 261H260V262H262ZM162 262V261H161ZM225 262H227V261H225ZM224 262V263H225ZM229 262V261H228ZM228 262H227V264H228ZM252 262L255 264V261H253L252 260ZM164 263V262H163ZM203 263V262H202ZM208 264V262H204V264ZM221 263H222V261H221ZM223 263V264H224ZM232 263V262H231ZM237 263V264H238ZM242 263V262H241ZM150 264V263H149ZM184 264V263H183ZM188 264V263H187ZM212 264V263H211ZM226 264V263H225ZM264 264V263H263Z\"/></svg>",
    "mask_w": 264,
    "mask_h": 264
}]
</instances>
